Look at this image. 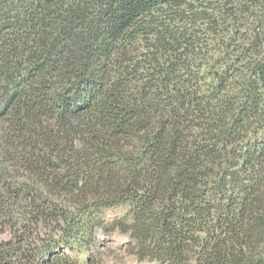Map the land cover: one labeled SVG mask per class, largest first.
I'll return each mask as SVG.
<instances>
[{
  "label": "trees",
  "instance_id": "obj_1",
  "mask_svg": "<svg viewBox=\"0 0 264 264\" xmlns=\"http://www.w3.org/2000/svg\"><path fill=\"white\" fill-rule=\"evenodd\" d=\"M217 1L0 0V264H264V0Z\"/></svg>",
  "mask_w": 264,
  "mask_h": 264
},
{
  "label": "rangeland",
  "instance_id": "obj_2",
  "mask_svg": "<svg viewBox=\"0 0 264 264\" xmlns=\"http://www.w3.org/2000/svg\"><path fill=\"white\" fill-rule=\"evenodd\" d=\"M214 1V0H213ZM226 1V0H225ZM218 0L213 6L216 8L225 3ZM120 211H112L107 216L119 214ZM127 237L118 232L100 233L95 236V245L91 244L89 250L85 251L80 260L82 264H156L147 260L138 261L126 250Z\"/></svg>",
  "mask_w": 264,
  "mask_h": 264
}]
</instances>
